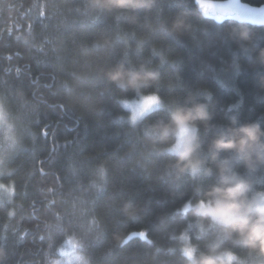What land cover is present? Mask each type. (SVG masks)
Returning a JSON list of instances; mask_svg holds the SVG:
<instances>
[{
  "label": "trees",
  "instance_id": "16d2710c",
  "mask_svg": "<svg viewBox=\"0 0 264 264\" xmlns=\"http://www.w3.org/2000/svg\"><path fill=\"white\" fill-rule=\"evenodd\" d=\"M235 8L264 10V0H239ZM179 12L187 13V31L166 32ZM242 26L254 34L247 50L229 35ZM261 49L264 26L205 18L197 0H155L149 10L122 12L93 11L89 0H0V101L19 136L0 162V264H49L70 238L86 264H185V230L205 250L211 231L189 228L192 218L179 210L214 177L177 179L174 158L144 134L167 111L131 123L122 100L136 94L104 72L120 62L145 64L159 80L144 96L169 105L203 93L211 124L236 116L264 127ZM201 136L206 146L203 127ZM237 169L264 178V168ZM234 251L241 264L264 262L246 248Z\"/></svg>",
  "mask_w": 264,
  "mask_h": 264
},
{
  "label": "clouds",
  "instance_id": "9594fccd",
  "mask_svg": "<svg viewBox=\"0 0 264 264\" xmlns=\"http://www.w3.org/2000/svg\"><path fill=\"white\" fill-rule=\"evenodd\" d=\"M154 3L155 0H89V8L98 12L136 11L149 10ZM237 3L239 0H201L198 11L217 22L234 19L238 24L264 26V10L241 13L235 8ZM188 27L187 13L179 12L165 31L179 35ZM229 35L247 50L254 34L249 27L242 26L232 28ZM257 61L264 65V49L258 52ZM104 76L122 91L136 94L133 99L122 100L123 107L131 113V123L150 112L167 111V119H157L146 127L144 134L151 144L162 145L161 150L174 158L169 167L177 179L185 175L214 177L206 188H197L195 201H186L179 210L181 215L192 218L189 228L195 227L200 235L212 233L205 250L190 242L187 230L180 235L185 264H241L235 247L264 257V178H253L237 169L238 164L248 173L264 168V127L258 121L239 123L236 116L228 124H211L208 105L201 102V96L206 94L199 92L190 93L184 103L173 101L169 105L155 94L144 98L142 89L159 80V73L145 64L126 67L120 62L110 66ZM260 82L264 86V79ZM201 127L205 135L210 134L206 146ZM18 144L16 122L0 101V152L13 151ZM125 211L135 215L136 210L127 204ZM78 248L79 244L70 238L59 250L62 259L53 258L49 264H86ZM4 259L5 253L0 249V262Z\"/></svg>",
  "mask_w": 264,
  "mask_h": 264
},
{
  "label": "rangeland",
  "instance_id": "374dc122",
  "mask_svg": "<svg viewBox=\"0 0 264 264\" xmlns=\"http://www.w3.org/2000/svg\"><path fill=\"white\" fill-rule=\"evenodd\" d=\"M197 3L199 4V3H201V0H197ZM149 96H144V98H148ZM123 106V105H122ZM128 111V110H127ZM129 112V120H130V115H131V113H130V111H128ZM7 152H0V162L2 161H5L4 159H6V154ZM68 241V240H67ZM66 246V244H64V246L63 247H65ZM61 258V257H60ZM62 259V258H61Z\"/></svg>",
  "mask_w": 264,
  "mask_h": 264
}]
</instances>
